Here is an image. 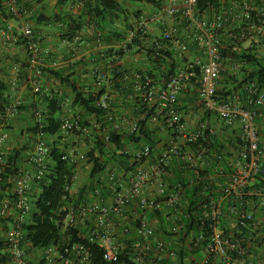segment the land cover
I'll return each mask as SVG.
<instances>
[{
	"label": "built area",
	"instance_id": "built-area-1",
	"mask_svg": "<svg viewBox=\"0 0 264 264\" xmlns=\"http://www.w3.org/2000/svg\"><path fill=\"white\" fill-rule=\"evenodd\" d=\"M196 3L197 0H164L163 7L132 20L131 28L120 44L125 51L128 45L137 40L138 48L143 53L158 55L165 52L180 60L187 59L175 75L162 83V87H151L144 99L150 107L155 108V112L146 119L147 125L159 126L170 134L167 144L154 156L153 161H149V148L143 146L132 153L130 162L135 164L129 171L108 165L92 181V187L82 189L83 197L79 198V164L85 162L86 153L72 147L65 149L60 157L74 163L71 185L65 186L64 191L68 192L71 200L77 201L74 207L61 209L66 213L58 214L56 224L61 228L80 229L79 236L97 244L102 251V260L107 263L117 262L125 250L130 251L133 264L175 259L178 232L185 230L182 219L189 218L182 200L184 187L180 183L170 185L168 182L171 178L169 168L175 159L182 162L181 169L193 175L188 177L187 186L203 184L194 197L193 216L199 230L204 227L209 235L203 238L200 232L195 240H184V245H196L205 239L202 258L195 264L210 261L213 264H264V192L249 189L254 177L264 179V137L259 134L256 125L257 116H264V90L259 89L254 81L246 84L248 109L214 98L222 73L227 71L228 75L235 76L239 70L237 63L230 64L227 69L224 67L219 52L223 39H230L231 50L240 52L238 43L250 42L254 35L263 33L264 14L255 11L246 2H231L213 11L206 20L199 21L194 15ZM17 5V0L6 1L7 11L15 17L20 15ZM254 12L256 14L253 16ZM152 26L158 30L155 35L151 32ZM38 38L28 25L22 26L17 35L0 30L3 45H16L20 39L23 40L27 60L31 68L35 66L32 93L45 97L50 93L41 88L37 79L40 73L37 66L42 53ZM61 43L68 47L73 44ZM189 45L195 47L197 58H188ZM194 66L198 68V76L192 71ZM18 72L19 66L14 65L12 74L15 76ZM192 77L196 80L202 114L214 116L228 131L238 130L241 149L227 158L226 172L218 162L210 165L208 146L191 147L199 140L204 141L206 132L215 133L209 121L202 118L197 126L189 129L176 108L178 96L191 86ZM100 83H105V78H97L96 86ZM20 106L21 101L16 97L0 113V126L3 128L0 130V146L8 139L5 129L7 121L19 112ZM98 106L109 110L106 95L100 98ZM67 112L60 119L57 136L65 138L71 133L80 140L88 139L86 137L90 136L91 130L80 127L79 115H67ZM34 118L40 129L41 114L36 111ZM111 125L128 132L137 128L136 120L129 115L114 119ZM99 126L92 124L93 128L99 129ZM99 140L104 144L109 143L105 129H102ZM50 153L44 136L37 135L27 156V163L32 169H17V175L5 181L10 186L12 199L5 197L0 200V237L8 264H30L21 244L22 224L31 210L33 184L44 175ZM142 158L147 159L141 161ZM4 165L5 158L0 155V174ZM205 167L212 169L213 173L200 175V170ZM204 182H207L206 186ZM63 198L66 199V196L63 195ZM148 214L153 217L149 219ZM158 215L172 236L163 239L156 234ZM254 247V253H251L249 250ZM43 251L47 255L58 256L52 246ZM148 252L152 259L146 258ZM65 253L60 258L62 264H91L89 252L82 245L72 246Z\"/></svg>",
	"mask_w": 264,
	"mask_h": 264
},
{
	"label": "trees",
	"instance_id": "trees-1",
	"mask_svg": "<svg viewBox=\"0 0 264 264\" xmlns=\"http://www.w3.org/2000/svg\"><path fill=\"white\" fill-rule=\"evenodd\" d=\"M6 1L0 0V18L13 19L15 16L7 11ZM79 1L82 4L80 17H85L89 20V22L86 20V23L92 25L98 43L112 46L107 48L103 53L107 59L104 57L100 58V64L103 65L100 76L104 78L106 73H108L105 77V83H100L99 86H96L95 80V85L93 86H79L75 78L71 77V73L64 75L69 65L66 67L53 66L51 69L44 70L39 68V71L57 79L60 84L70 90L72 94L70 104L80 110L77 114L81 118L80 127L91 130L89 137L92 138L87 136L86 138L88 139L85 140L86 144L90 146L85 154V163L89 165L87 183V187L89 188L92 187V181L95 177L108 165H113L118 170L122 169L124 171H129L134 166L135 163L130 162L132 154L126 149L127 146L136 147L138 150L143 146H147L149 148V161H153L154 156L167 144V142H162L163 139H161L159 126L147 125L146 119L150 114L155 112V108L150 107L144 99L151 87L155 85L162 87V83L175 75L187 59L180 60L175 55L165 52L158 55H154L152 52L143 53L138 48L139 43L137 40L132 45H128L125 51L120 47L127 31L131 28V21L136 20L143 14L139 5L154 10L163 7L164 0H129L130 4L139 8L137 10H128L117 0ZM68 2H74V0H57L58 5L62 6ZM220 3L221 0H197L194 7L195 17L199 21L206 20L213 11L219 8ZM255 14L256 12L252 15L254 16ZM66 18L71 19L67 13L61 12L60 14L52 13L46 18L36 17L33 21L35 24L42 22L47 24L57 23L61 27L60 40L74 43L80 39L79 37L83 33V26L85 24L80 21L74 22L71 20L65 24L64 20ZM0 29L8 31L3 25L2 20H0ZM230 41L226 37L222 41V45L219 48L221 61L226 69L230 64L237 63L239 70L235 76L228 75L227 71L222 73L220 81L222 78L223 85L222 87L218 86L214 98L231 102V98L237 96L240 101L239 107L248 109L250 105L246 102L245 86L249 81H254L259 89L264 90V62L254 54L255 48L253 45L249 48H243L242 43H238L240 52H233L229 45ZM19 43L24 44L23 40L19 41ZM115 46L119 47L114 48ZM136 53L143 55V59L139 63L141 66L139 69L138 67L132 68L121 64L125 55H134ZM106 68H109L108 72L107 70L105 71ZM93 70L95 69L93 68ZM192 71L195 76H198L197 67L194 66ZM97 72V70L94 71L93 79H95ZM195 81V77H192L190 79L191 86L187 89V91L189 89L190 91L178 96L176 102L177 108H184L179 105L186 98L193 101L196 108L199 107V104L196 103L198 92ZM7 90L8 86L0 80V113L9 103ZM33 95L38 96L34 93ZM104 95L107 96L109 110H104L98 106L100 98ZM40 99L46 103L45 110L41 113L42 118L39 123L41 128H38L36 121L33 122V117H35V112L38 109L32 107L30 110L32 122L27 128V132H30L33 137L42 134L45 139H52L49 145L51 153L49 161L45 163L44 175L33 184L30 200L31 210L22 224L21 244L24 250L26 247L43 250L52 246L56 249L60 259L72 246L82 245L89 252L91 264H133L129 257V250H125L119 256L117 262L107 263L103 261L101 248L97 244L90 243L86 239L81 238L79 236L80 229L61 228V226L56 224L58 214L63 215L66 213L61 209L68 206L74 207L76 204L77 200H71L68 197V192L64 191L65 186L71 185L75 167L74 163L69 160H61L60 157L65 149L57 141L59 140L57 134L60 129V119L63 115L61 103L64 97L58 95L57 92L51 91L50 96L45 95V97ZM121 109L122 111H127L131 119L136 120L137 128L135 131L128 132L125 129H115L112 127V121L122 115L120 113ZM21 110L24 111L23 106L19 107V111ZM94 123L100 125L99 129L92 127ZM102 129H105L108 133L109 143L107 144L99 140ZM78 134L81 135L82 133L78 132ZM165 134L167 140L170 135L169 131L166 130ZM34 141L35 139L33 143ZM159 144L163 147L159 148ZM199 145H206L210 148V165H215L218 162L225 172L228 170L226 165L227 158L236 154L241 149V141L238 134L236 135L233 131L222 132L220 135L206 132L204 141L199 140L191 145V147L195 148ZM22 150L10 152L5 157V165L0 174V200L5 197L12 199L10 186L5 181L17 175L16 163L20 160ZM146 159L142 158L141 161H145ZM181 164L182 162L173 160V164L169 168L171 178L168 179L170 185L180 183L184 187L182 200L189 215V218L182 219L185 230L178 232L179 240L175 241L176 257L174 260L164 258L159 263L147 261L145 264H195L202 258V248L205 245V239L196 245L192 243L184 245V240H195L200 232L203 238L209 235V231L204 227L201 231L199 230L198 224L194 223L195 216H193L194 197L198 194L203 184H200L198 187L187 186L188 177H192L193 175L185 169H181ZM199 173L204 176L210 175L213 171L209 167H205ZM219 180L225 179L219 178ZM204 185L206 186L207 182H204ZM249 189L264 192V179L260 176L254 177ZM82 192L83 190L79 191V198L83 197ZM63 195L66 196V199L63 198ZM147 217L151 219L153 215L148 214ZM157 219L158 227L155 230L156 234L163 239L172 236L166 231V224L162 217L158 215ZM254 249L255 247L250 248L249 251L254 253ZM151 256V253L148 252L146 258L152 259ZM6 261L5 248L0 237V264ZM207 264L213 263L210 261Z\"/></svg>",
	"mask_w": 264,
	"mask_h": 264
},
{
	"label": "crops",
	"instance_id": "crops-1",
	"mask_svg": "<svg viewBox=\"0 0 264 264\" xmlns=\"http://www.w3.org/2000/svg\"><path fill=\"white\" fill-rule=\"evenodd\" d=\"M117 1L123 6L126 4V0ZM231 2H246L255 11L264 14V0H221L219 7L227 6ZM18 4L17 8L20 11V15L14 17L13 19L0 18V20H2V23L8 32L13 35H17L19 29L24 25L30 26L33 33L38 35V42L42 53L41 62L39 66H37V69L39 70V68H42L44 70L51 69L53 66L66 67L69 65V67H67L68 70L64 72V75L71 73V77L75 78L78 85L82 87L95 85L94 81L97 80V78H100V74H102L103 65L100 64V58L104 57V51L112 46H106L98 43L96 34L93 32L92 25L90 23H86L87 21L89 22V20L85 17H80V9L82 7L80 1L74 0V2H68L64 6L58 5L57 0H19ZM146 8L150 10L149 12L156 10H152L148 7ZM61 12H65L71 17V19L66 18L64 20L65 24L70 22V20L74 22L80 21L85 24L83 26V33L79 37L80 39L75 41L69 47L62 45L59 38L61 27L57 23L47 24L42 22L40 24H35L33 21L36 17L46 18L52 13L60 14ZM157 31L158 30L155 26L151 27V32L154 35L157 34ZM20 41H22V39H20ZM251 45L255 48L254 54L260 58L262 62H264V31L261 35H254L252 41L242 43L243 48H249ZM116 47L117 46L114 48ZM189 51L191 52L188 57L190 60L195 57L196 54L198 55L193 45H189ZM142 59L143 55L140 53L125 55L121 64L132 68L138 67L139 69V67H141L139 63ZM14 65L19 66V72L15 76L12 74V68ZM34 68L35 66L31 68V65L27 60L26 50L22 44L3 45L0 42V80L8 86V101L17 97L21 101V106L24 108V111H19L13 118L7 121L5 129L8 133V139L2 146H0V155L5 158L10 152L24 149L21 151L22 155L20 160L16 163L17 169L24 171L32 168L28 163H24L23 152L29 154L33 147V140L36 139V136L33 137L30 132H27V128L32 122L30 110L32 107H36L41 114L44 112L46 107V103L40 99L42 97L39 98V96H34L31 90L32 80L34 78ZM93 68L98 71L95 79H93L95 71ZM106 70L108 72L109 68H106L105 71ZM107 75L108 73H106V76ZM37 79L41 88L46 90V92L50 93L51 91H54L61 97H64V102L62 101L61 103L62 112H67L69 110L67 109L69 106V100L71 101L72 96L70 90L60 84L57 79L52 78L44 72H40ZM222 85L223 83L221 78V81L219 80V87H222ZM188 91H190V89ZM188 91L186 89L182 93ZM233 98H236V103L240 104L237 96H233ZM196 103L199 104L198 99ZM179 106L184 107L183 109L176 108L178 109L182 117V121L185 123L187 128H194L195 125L203 118L200 108H196L195 103L188 100V98L183 100L182 104ZM70 111L74 114H78L80 110L78 108L71 107ZM125 113L126 115H129L128 112ZM205 116L207 115L205 114ZM34 121L35 119L33 117V122ZM214 121L217 120L210 115L209 123ZM256 125L259 134L264 137V116H257ZM2 129L3 128L0 126V130ZM159 132L161 133L165 131L160 129ZM215 134L220 135V133L217 132H215ZM76 138H73L72 141H77ZM48 140L51 141L52 139ZM57 141L63 146V138H59ZM78 149L81 150V147H78ZM126 149L130 151L131 154L138 150L133 146H128ZM151 190H153V188ZM25 253L30 264H62L58 256L55 257L47 255L42 249L26 247ZM3 264L8 263L5 262Z\"/></svg>",
	"mask_w": 264,
	"mask_h": 264
},
{
	"label": "rangeland",
	"instance_id": "rangeland-1",
	"mask_svg": "<svg viewBox=\"0 0 264 264\" xmlns=\"http://www.w3.org/2000/svg\"><path fill=\"white\" fill-rule=\"evenodd\" d=\"M126 4H124V6L128 9V10H137V9H139L140 8V10H141V12L142 13H149V9H147L146 7H142L141 5H139V8H137L136 6H133L132 4H130V1L129 0H126V2H125ZM5 48H7L6 46H4ZM190 54H191V52L189 51L188 52V54H187V56L189 57L190 56ZM198 57V55L196 54V56L195 57H193L192 59H195V58H197ZM236 98H231V103L232 104H234V105H236V106H239V104H237L236 103ZM71 101L69 100V108L67 107V109H69L68 110V112L66 113L67 115L69 114V115H71V114H73L74 115V113H72L71 111H70V109H71V107L72 108H75V107H73V106H71ZM125 112H127V111H122V109H121V111H120V113L122 114V115H124V114H126ZM201 112V111H200ZM119 113V114H120ZM121 115V116H122ZM203 115V118L204 119H206V120H208L209 121V117H210V115H207V116H205V114H202ZM214 117V116H213ZM114 118V117H113ZM116 119H118V117L116 118ZM199 124V122L195 125V126H197ZM209 126H210V128L214 131V132H217V133H222V132H227L228 130L227 129H225V128H223L222 126H221V124L219 123V122H217V121H214V122H212V123H209ZM154 127V126H153ZM237 128V127H236ZM160 130V129H159ZM236 133V135L238 134V130L237 129H235L234 131H233V133ZM162 134H161V139H163L162 140V142L164 143V142H167V140H166V134H165V132H161ZM75 139L76 138V136L74 135V134H68L65 138H63V148L64 149H67V148H72V147H76V148H78V147H81V151L83 152V153H86L87 151H88V145L86 144V141L85 140H80V138L78 139V138H76V140L77 141H72V139ZM161 139H159V141H161ZM45 141H46V144H47V146L49 147V145L51 144V141L50 140H48V139H45ZM128 147V146H127ZM161 147H163V146H161L160 144H159V148H161ZM30 149H31V147H30ZM128 149V148H127ZM24 150V149H23ZM129 150V149H128ZM23 157H24V163H27V156H28V154H26V153H24L23 152ZM88 171H89V166H87V164L85 163V162H83V163H80L79 164V173H78V183H77V188H80L81 190L83 189V188H86V186H87V183H88ZM157 229V226L155 225V230Z\"/></svg>",
	"mask_w": 264,
	"mask_h": 264
}]
</instances>
